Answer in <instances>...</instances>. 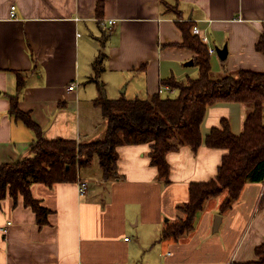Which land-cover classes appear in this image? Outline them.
<instances>
[{"label": "crops", "instance_id": "obj_1", "mask_svg": "<svg viewBox=\"0 0 264 264\" xmlns=\"http://www.w3.org/2000/svg\"><path fill=\"white\" fill-rule=\"evenodd\" d=\"M104 4L103 19L97 7ZM178 8L181 20L164 7ZM16 7V19L11 18ZM191 22L211 55L215 74L264 73V0H0V165L31 158L35 133L10 116L11 96L30 114L47 141L93 142L104 135L100 117H84L83 106L99 109L93 65L105 56L99 82L109 100H146L164 80L195 79V53L181 47L177 22ZM228 47L221 61L217 48ZM16 73L26 85L17 92ZM75 85L71 91L70 86ZM162 96H167L163 94ZM100 110V109H99ZM252 108L239 103L210 107L197 153L184 147L167 156L169 184L151 164L150 144L118 148L121 179L103 182L97 165L77 183L33 185L32 196L49 210L48 224L11 197L0 202V264H250L264 245V183L247 184L232 209L220 214L227 194L208 200L195 230L178 242L162 240L182 214L193 183L214 180L226 150L206 138L227 121L244 131ZM102 114V112H101ZM103 119V118H102ZM102 129V128H101ZM81 184L88 190L81 195ZM217 216L222 218L214 232ZM126 239H129L126 242Z\"/></svg>", "mask_w": 264, "mask_h": 264}, {"label": "trees", "instance_id": "obj_2", "mask_svg": "<svg viewBox=\"0 0 264 264\" xmlns=\"http://www.w3.org/2000/svg\"><path fill=\"white\" fill-rule=\"evenodd\" d=\"M164 7L181 20L178 8L167 3H164ZM103 15L104 4L99 3L97 18L102 20ZM179 20L177 27L183 34V43L175 46L195 53L193 65L198 68L199 77L162 81V86L176 91V97L157 94L146 100L113 101L106 97L104 85L99 82L105 60L100 53L93 65L94 80L99 91L94 105L102 112L106 130L96 141H47L30 114L20 110L18 94L10 97V116L32 130L36 140L31 146V158L0 165V202L11 197L16 204L22 196L25 206L33 210L42 228L48 224L51 212L33 198V185L53 187L56 184L77 183L81 172L94 163L103 182L119 180L117 150L131 145H151V164L158 169L159 180L168 185L170 166L167 156L184 147L198 152L203 144L201 127L207 111L219 103L247 105L252 112L246 118L240 136L234 135L229 123L224 120L222 129H214L206 138L208 148L226 150L228 153L214 180L190 185L189 202L178 207L183 217L167 225L162 240L178 242L191 234L208 200L227 193L220 209L223 215L240 199L247 184L264 183V73L241 70L235 74H215L209 47L193 33L196 26ZM258 49L264 51V35ZM16 76L19 93L24 89L26 79L22 73H16ZM256 255L258 261L250 264H264V245L257 248Z\"/></svg>", "mask_w": 264, "mask_h": 264}, {"label": "built area", "instance_id": "obj_3", "mask_svg": "<svg viewBox=\"0 0 264 264\" xmlns=\"http://www.w3.org/2000/svg\"><path fill=\"white\" fill-rule=\"evenodd\" d=\"M11 18L12 19H16V7H13L12 8ZM193 33L195 35H199L200 34V31H199L198 28L195 27L194 30H193ZM209 52H210V55H212V54L215 53L214 51H209ZM75 88H76L75 85H71L70 86V90L71 91L75 90ZM172 93H174V90H172L170 87H167V86H162L160 88V91H159V94L160 95H163V94L169 95V94H172ZM87 190H88L87 184H81V190H80L81 195H84L87 192ZM128 241H129V239H126V242H128Z\"/></svg>", "mask_w": 264, "mask_h": 264}, {"label": "rangeland", "instance_id": "obj_4", "mask_svg": "<svg viewBox=\"0 0 264 264\" xmlns=\"http://www.w3.org/2000/svg\"><path fill=\"white\" fill-rule=\"evenodd\" d=\"M194 69H196V71H197V74L195 75L196 76V78L195 79H197L198 77H199V70H198V68L197 67H192L191 68V70H194ZM169 96H171V97H176L177 96V93H176V91H174V93H172V94H169ZM83 113H84V117H86V116H89L90 115V113H92V115H96V117H100V122H98L97 123V125H96V129L98 128V133H101V131L102 130H104V125H105V121L102 119V114H101V110H99V109H96V110H94V109H91L90 110V108L88 107V106H83ZM102 128V129H101ZM99 139V138H98ZM224 194H227V193H224ZM223 194V195H224ZM183 217V216H182Z\"/></svg>", "mask_w": 264, "mask_h": 264}, {"label": "water", "instance_id": "obj_5", "mask_svg": "<svg viewBox=\"0 0 264 264\" xmlns=\"http://www.w3.org/2000/svg\"><path fill=\"white\" fill-rule=\"evenodd\" d=\"M216 54L221 61H226L228 58V47L225 46L223 48H217ZM192 64L193 62L190 65ZM221 223H222V218L220 216H217L215 224H214V232H218V230L220 229Z\"/></svg>", "mask_w": 264, "mask_h": 264}]
</instances>
